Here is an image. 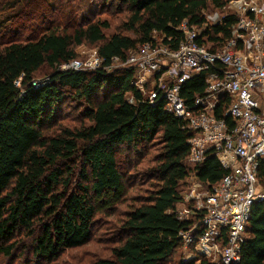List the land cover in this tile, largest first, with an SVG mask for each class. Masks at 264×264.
<instances>
[{"label":"trees","instance_id":"obj_1","mask_svg":"<svg viewBox=\"0 0 264 264\" xmlns=\"http://www.w3.org/2000/svg\"><path fill=\"white\" fill-rule=\"evenodd\" d=\"M54 1L17 0L9 24L5 20L9 38L0 37V258L18 261L16 253L29 241L27 264H55L68 251L91 243L98 215L113 216L127 204L114 229L119 239L110 257L87 264H209L193 248L184 251L180 237L193 226L177 215L180 188L191 174V135L184 121L166 111L161 95L153 104L143 98L132 85L134 68L109 69L145 44L158 41L177 50L184 22L203 28L205 12L223 11L232 0H112L118 11L125 10L123 28L133 39L108 38L107 21L81 17L83 10ZM235 23L236 16L228 15L205 29V43L222 46ZM83 45L98 48L101 69L61 70L77 60L76 50ZM42 72L49 79L35 87ZM209 75L218 77L206 71L183 85L187 105L204 94ZM69 100L79 104V125L66 123ZM150 146L157 153L146 159ZM126 153L137 157L135 166L119 161ZM142 163L146 166L134 175L123 170L131 172ZM227 174L211 156L196 177L211 188ZM258 174L264 188V162ZM143 179L147 187L138 185ZM241 252V264H264V202L252 208Z\"/></svg>","mask_w":264,"mask_h":264},{"label":"built area","instance_id":"obj_2","mask_svg":"<svg viewBox=\"0 0 264 264\" xmlns=\"http://www.w3.org/2000/svg\"><path fill=\"white\" fill-rule=\"evenodd\" d=\"M225 11L210 19L214 25L207 20L203 28L184 22L177 50L158 43L155 34L157 44L142 45L138 56L124 62V68L136 70L132 85L146 101L153 104L161 95L166 111L184 121L191 135L190 177L194 174L197 179V168L211 156L228 172L211 188L197 180L195 190L177 206L179 219L193 222L180 233L184 249L193 248L209 264H241L252 208L264 202L258 177L264 162V0H232ZM228 15L237 18L231 39L220 47L206 44L204 30ZM102 63L98 56L87 62L76 60L61 70L91 72L101 69ZM212 70L218 77L207 76L204 94L187 105L181 96L183 85ZM16 85L20 87V81ZM185 201L195 206L179 208Z\"/></svg>","mask_w":264,"mask_h":264},{"label":"rangeland","instance_id":"obj_3","mask_svg":"<svg viewBox=\"0 0 264 264\" xmlns=\"http://www.w3.org/2000/svg\"><path fill=\"white\" fill-rule=\"evenodd\" d=\"M34 2V0H31ZM110 1L106 0H76L70 1V0H63L64 3H71L75 7L83 10L80 14L81 17H86V18H94L98 19L101 21H107L109 23V29L105 30L106 36L109 38L115 34H121L123 36L129 37V38H134V35L132 32H129L123 28V25L126 22L127 19V14L125 13V10L122 12L118 11L117 9V4L118 3H111L113 5L111 7ZM48 2V1H47ZM54 0H49V3H54ZM107 2V3H106ZM8 3V5L6 4ZM19 5L17 4V0H0V37H2V40L9 38L10 31H9V20L10 16L12 15V12L17 10V7ZM9 8V9H8ZM123 9V8H122ZM222 12V13H221ZM90 13V14H89ZM226 11H207L205 12V18L206 20H209L211 25H214V21L210 20L212 17H215L217 14L225 15ZM12 17V16H11ZM5 20L8 22L5 23ZM65 23V22H64ZM40 25V24H39ZM7 27V28H6ZM30 33H25L24 37H29ZM142 50L141 46H138L136 50L130 52L128 54V58H132L133 56H138L140 54V51ZM78 58L77 60L82 61V62H87L90 59H95V57H98V48L95 46H89V45H83L77 48L76 50ZM124 69V62L120 60H115L111 69L109 71H117ZM90 70V69H89ZM92 72V71H91ZM49 76L46 75V72H42L37 75L35 78V86L40 85L43 82H46L49 78ZM70 108V110H67L66 113L64 114V117H67L66 123H68L71 126L79 125V120L76 118L78 115V108L79 104H76L72 100H69L65 104V110ZM74 109V110H73ZM72 110V114L68 115V113H71L70 111ZM69 116V117H68ZM157 153V148H152L150 146V150L146 156V159H149V157H154ZM119 161L125 165V167H129L131 165H136L137 164V157L136 156H128V154L121 155L119 157ZM129 162V164H128ZM146 166V163H142L137 166V168L132 169L131 172L130 168L125 169L123 167L124 171H127V173L130 175L136 174V170H141ZM191 176V174H190ZM194 174H192V177H189L188 183H185V185H182L180 188L181 196L184 198L187 196V193L190 190H195L194 186H197V179H195ZM146 180H138V185L143 184V187H147L148 184H146ZM138 188V187H137ZM134 193V192H133ZM195 202H187L185 201V205H180L179 208L187 210L188 208L194 207ZM127 211V204L122 205L117 209V212L113 216H108V215H98L96 217L95 223H94V228H93V239L91 243L84 248L77 249V250H72L68 251L65 253L58 262L55 264H87V263H93L99 258H106L110 257V250L111 247L115 246V243L118 241L119 237L118 234L119 232H114V229L117 228L119 225V221L124 216V213ZM27 245L25 247H21L18 252L16 253V257H20L18 261H7L5 259L0 258V264H27L25 260L29 257L30 252H31V245L29 244V241H25ZM28 248V250H27ZM184 251H186L184 249ZM187 253V252H185ZM181 255V252H179L176 255V260L177 258ZM34 264V263H33Z\"/></svg>","mask_w":264,"mask_h":264}]
</instances>
